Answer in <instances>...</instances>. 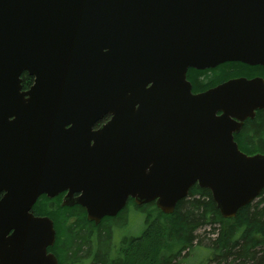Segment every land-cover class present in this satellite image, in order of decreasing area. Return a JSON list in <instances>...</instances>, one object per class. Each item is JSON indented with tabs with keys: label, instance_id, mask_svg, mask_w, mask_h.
Wrapping results in <instances>:
<instances>
[{
	"label": "water",
	"instance_id": "obj_1",
	"mask_svg": "<svg viewBox=\"0 0 264 264\" xmlns=\"http://www.w3.org/2000/svg\"><path fill=\"white\" fill-rule=\"evenodd\" d=\"M227 62L264 65V0H0V264H58L43 195L95 224L130 199L172 215L196 184L224 219L257 199L264 155L234 134L264 82L186 80Z\"/></svg>",
	"mask_w": 264,
	"mask_h": 264
},
{
	"label": "trees",
	"instance_id": "obj_2",
	"mask_svg": "<svg viewBox=\"0 0 264 264\" xmlns=\"http://www.w3.org/2000/svg\"><path fill=\"white\" fill-rule=\"evenodd\" d=\"M221 77L222 74L210 77L206 84ZM32 85L33 78L24 73L23 90ZM108 120L105 118L97 128ZM241 139L239 148L244 153L264 154L263 114L246 123ZM42 200L35 211L55 219L62 240V264H178L185 252L194 254L196 232L206 225H219L220 231L209 255L203 259L205 262L201 260L199 264L211 261L213 264H264V190L258 203L241 209L231 220L223 219L211 193L197 186L191 190L189 198L177 204L172 215L163 214L155 203L137 207L130 200L128 206L143 214L144 230L138 237L124 238L119 246L112 241L113 229L117 227L114 224L125 215L127 208L118 217L106 218L96 227L86 222L77 209L62 210L48 199ZM70 217H77L76 222L69 223Z\"/></svg>",
	"mask_w": 264,
	"mask_h": 264
},
{
	"label": "flooded vegetation",
	"instance_id": "obj_3",
	"mask_svg": "<svg viewBox=\"0 0 264 264\" xmlns=\"http://www.w3.org/2000/svg\"><path fill=\"white\" fill-rule=\"evenodd\" d=\"M221 74H222V77L219 79H216L217 81H214V82H212V84H209V85L206 84V82L210 79V77L215 78L216 76H219ZM186 76H187V81L190 83V85L192 87V92L194 94H200V93H204L208 90L214 89V88H216L222 84H225L229 81L237 80V79H247V80L260 79L264 82V65L249 66V65L241 63V62H237V63H228L227 62L224 64H220L215 68H210V69H206V70H198V69L190 68L187 71ZM219 114H221V113H219ZM258 114L264 115V110H257L255 113V116L253 118H247L243 122L239 133H236L234 135L235 141L237 142L238 145L241 143V140H242L241 135H242V132H243V129H244L246 123L248 121L255 120L257 118ZM255 154H252V155H255ZM252 155H250V156H252ZM64 196H65V194H62L59 197H56L54 199H49V202L54 203L56 207H59L62 210L63 209H68V210H70V209L76 210L77 209L78 211H80V215L85 218L86 222H88L90 224L93 223V222H90L87 220L86 211L81 206L74 205L72 207H61V203L63 201ZM76 220H77V217H70L69 223H74V222H76ZM102 223L103 222H101V224ZM93 224L96 227H98L100 225V224L96 225L95 223H93ZM57 231L59 232V228L57 229ZM59 233H58L56 245L54 246L52 253H54L56 255L58 261L61 262L60 252H61L62 244L60 241H62V240L59 238ZM60 264H62V262Z\"/></svg>",
	"mask_w": 264,
	"mask_h": 264
},
{
	"label": "rangeland",
	"instance_id": "obj_4",
	"mask_svg": "<svg viewBox=\"0 0 264 264\" xmlns=\"http://www.w3.org/2000/svg\"><path fill=\"white\" fill-rule=\"evenodd\" d=\"M256 202L258 203L259 200ZM114 225L117 227L113 229L114 238H112V241L118 245L121 243V241H123L124 238L138 237L142 234L144 230V217L141 212L135 209V207L130 206L125 215L117 220ZM219 231V225H206L201 227L196 232L197 238L194 242V246H196L194 254H187L185 252L182 255L184 256L182 257L183 259L181 258V262L178 264H199L200 261L204 259V257L209 255L210 249L213 247L215 240L218 238ZM204 262L205 260H203V263ZM208 264L213 263L211 261Z\"/></svg>",
	"mask_w": 264,
	"mask_h": 264
}]
</instances>
